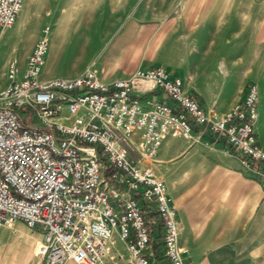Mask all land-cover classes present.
<instances>
[{"label":"built area","instance_id":"1","mask_svg":"<svg viewBox=\"0 0 264 264\" xmlns=\"http://www.w3.org/2000/svg\"><path fill=\"white\" fill-rule=\"evenodd\" d=\"M20 6L21 0H0V34ZM45 51L43 36L18 78V68L8 64L0 89V225L22 222L38 231L34 254L40 264H109L112 231L135 264H160L158 258L190 264L176 245L175 211L165 187L129 158L128 138L138 134L139 149L151 158L168 132L186 139L208 134L264 176V149L253 131L255 85L246 83L237 104L216 114L159 66L108 83L90 68L71 78L41 80ZM150 89L171 103L142 105L138 97ZM145 205L157 216L158 242Z\"/></svg>","mask_w":264,"mask_h":264},{"label":"crops","instance_id":"2","mask_svg":"<svg viewBox=\"0 0 264 264\" xmlns=\"http://www.w3.org/2000/svg\"><path fill=\"white\" fill-rule=\"evenodd\" d=\"M66 1L21 0L13 24L0 34V89L7 83L8 64L12 62L18 70L23 69L34 42L45 34L43 28L49 27L47 37L57 33ZM218 1L211 8L210 0H189V11L175 14L174 27L164 34L173 38V47L163 46L165 57L147 60L142 66L134 63L144 36L141 33L128 42L125 52L129 55L124 61L108 67L96 66V76L108 83L135 69L159 66L181 80L185 93L216 114H224L237 104L245 84L251 82L255 88L258 86L261 98L253 131L258 145L264 149V0ZM211 37L220 38L221 48L208 39ZM24 38L26 45L20 49L19 42ZM193 38H198L201 45L191 42ZM158 47L160 51V44ZM44 60L45 57L39 73L41 80L71 78L81 73L60 75L47 69ZM138 100L144 106L151 102L171 103L156 89L141 94ZM139 142L138 134L128 138V156L138 166L148 167L163 183L175 211L176 245L184 262L264 264L263 175L245 164L240 154L208 134L186 139L168 132L151 158L142 154ZM144 207L154 238L158 219L152 206ZM15 227V234L0 237V264H40L34 254L39 232L27 227L30 231H26L22 222ZM106 255L105 262L109 264H135L124 244L112 235L107 241ZM63 264L74 263L67 260Z\"/></svg>","mask_w":264,"mask_h":264},{"label":"rangeland","instance_id":"3","mask_svg":"<svg viewBox=\"0 0 264 264\" xmlns=\"http://www.w3.org/2000/svg\"><path fill=\"white\" fill-rule=\"evenodd\" d=\"M68 0L64 2V12L59 16V28L55 35L47 37V51L44 55L47 69L62 72H82L86 66L98 75L96 66L108 67L129 55L128 42L135 40L141 33V44L134 63L142 66L145 61L165 57L164 48L173 47V38H166L167 29L174 27L175 14L188 12L189 0ZM90 1V4L87 3ZM218 0H210L209 7ZM220 3V2H219ZM205 5V4H204ZM169 20L170 23H166ZM166 23V26H164ZM45 29V28H43ZM214 44L221 48L220 38L211 37ZM198 38L191 42L201 45ZM160 44V51H159ZM26 45L21 39L19 48ZM162 46V47H161ZM165 46V47H163ZM131 47V46H130ZM123 60V61H124ZM86 69V68H85ZM22 69L18 70L20 75ZM259 88L256 85L255 110L260 106ZM35 122L34 118L30 124ZM0 225V237L15 234V225ZM26 231H30L25 227ZM112 238L119 240L112 231ZM123 243V242H122ZM160 264H164L163 261Z\"/></svg>","mask_w":264,"mask_h":264},{"label":"trees","instance_id":"4","mask_svg":"<svg viewBox=\"0 0 264 264\" xmlns=\"http://www.w3.org/2000/svg\"><path fill=\"white\" fill-rule=\"evenodd\" d=\"M253 169H257V166L256 165H252ZM159 222L157 223L156 227H157V230L155 231L156 232V236L154 237V239H159L160 238V233H159ZM153 246L155 247L156 245L153 244ZM158 261L159 263H161L163 260L162 258H158Z\"/></svg>","mask_w":264,"mask_h":264}]
</instances>
